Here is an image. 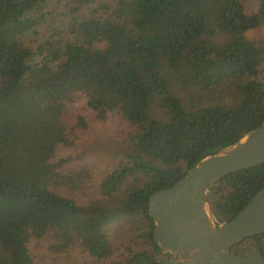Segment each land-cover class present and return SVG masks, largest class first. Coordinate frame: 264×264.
Returning <instances> with one entry per match:
<instances>
[{"label": "trees", "instance_id": "1", "mask_svg": "<svg viewBox=\"0 0 264 264\" xmlns=\"http://www.w3.org/2000/svg\"><path fill=\"white\" fill-rule=\"evenodd\" d=\"M41 1L0 0V264H154L148 195L264 121V36H246L264 0H64L70 36L33 48ZM80 105L129 124L105 172L64 151L88 129ZM263 186L264 161L220 177L217 222ZM230 250L264 254V231Z\"/></svg>", "mask_w": 264, "mask_h": 264}, {"label": "water", "instance_id": "2", "mask_svg": "<svg viewBox=\"0 0 264 264\" xmlns=\"http://www.w3.org/2000/svg\"><path fill=\"white\" fill-rule=\"evenodd\" d=\"M264 161V121L239 140L192 164L172 185L148 195L153 238L160 251L178 254L175 264H264L253 250L234 253L238 239L264 231V186L230 219L218 223L206 192L228 172ZM154 264H163L157 257Z\"/></svg>", "mask_w": 264, "mask_h": 264}, {"label": "rangeland", "instance_id": "3", "mask_svg": "<svg viewBox=\"0 0 264 264\" xmlns=\"http://www.w3.org/2000/svg\"><path fill=\"white\" fill-rule=\"evenodd\" d=\"M245 7L249 11L257 9L258 0H245ZM66 7H64V0H42L39 5L29 14L38 19L37 24L29 30L25 36V41L33 48L47 37L65 38L70 34L67 31L68 17L65 15ZM246 36L249 38H257L264 36V26L259 28H252L246 31ZM33 56V60H34ZM36 59V58H35ZM258 77L264 83V61L261 63ZM79 110L85 114L88 120V129L81 134L79 141L70 147L64 148V151L72 153L75 157L84 156L92 161H95L101 172L109 170L116 161L122 156L124 149L125 133L129 130V124L123 120L119 115L109 113L104 120H96L93 112L79 106ZM101 173L98 174L97 180L100 179ZM216 191L209 189L206 192L208 200L214 196ZM111 238L114 241L122 242L130 233L129 230L123 227H110ZM40 254L46 252L44 246L37 248ZM162 251L158 257L161 260L163 257H168L176 260L178 254L166 253Z\"/></svg>", "mask_w": 264, "mask_h": 264}, {"label": "flooded vegetation", "instance_id": "4", "mask_svg": "<svg viewBox=\"0 0 264 264\" xmlns=\"http://www.w3.org/2000/svg\"><path fill=\"white\" fill-rule=\"evenodd\" d=\"M264 255V254H263ZM167 257V256H166Z\"/></svg>", "mask_w": 264, "mask_h": 264}, {"label": "built area", "instance_id": "5", "mask_svg": "<svg viewBox=\"0 0 264 264\" xmlns=\"http://www.w3.org/2000/svg\"><path fill=\"white\" fill-rule=\"evenodd\" d=\"M220 223V222H219Z\"/></svg>", "mask_w": 264, "mask_h": 264}]
</instances>
